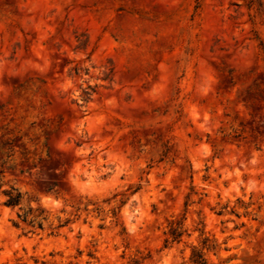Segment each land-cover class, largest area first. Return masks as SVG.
<instances>
[{
    "label": "rangeland",
    "instance_id": "rangeland-1",
    "mask_svg": "<svg viewBox=\"0 0 264 264\" xmlns=\"http://www.w3.org/2000/svg\"><path fill=\"white\" fill-rule=\"evenodd\" d=\"M0 136V264H264L248 0H0Z\"/></svg>",
    "mask_w": 264,
    "mask_h": 264
},
{
    "label": "trees",
    "instance_id": "trees-1",
    "mask_svg": "<svg viewBox=\"0 0 264 264\" xmlns=\"http://www.w3.org/2000/svg\"><path fill=\"white\" fill-rule=\"evenodd\" d=\"M248 3L251 7L255 8L256 13L261 14L264 11L263 3L261 0H248ZM11 140H4L0 136V149H7L12 151L13 145ZM2 184L0 182V192H1ZM3 193L7 196V199L4 201V204L7 206H17L21 203L22 194L19 192L16 188H11L10 190H4ZM31 211V210H30ZM18 217L22 219V221L28 220V213L24 214H18ZM33 220H30V223H32ZM17 225V223H16ZM41 225V224H40ZM171 234L174 237V239H177L181 236V231H179V226L172 227L171 228ZM193 262L195 264H205L206 260L201 252H194L193 253Z\"/></svg>",
    "mask_w": 264,
    "mask_h": 264
}]
</instances>
